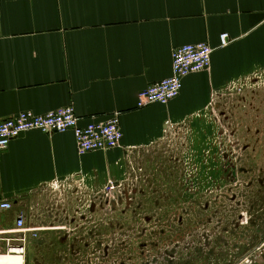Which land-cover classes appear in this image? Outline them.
Here are the masks:
<instances>
[{
  "label": "crops",
  "instance_id": "1",
  "mask_svg": "<svg viewBox=\"0 0 264 264\" xmlns=\"http://www.w3.org/2000/svg\"><path fill=\"white\" fill-rule=\"evenodd\" d=\"M224 33L229 43L221 46ZM197 42L214 48L211 67L188 75L168 104L138 107L140 91L171 75L175 49ZM261 71L264 0H0V120L73 105L81 125L120 112L123 132L119 146L83 155L73 131L13 139L0 152V200L13 203L0 211V254L19 243L20 214L34 231L28 264L29 254L75 231L78 222L57 216L58 208H78L57 204L62 193L92 199L106 197L109 182L127 185L164 129L202 148L216 132L212 105Z\"/></svg>",
  "mask_w": 264,
  "mask_h": 264
},
{
  "label": "rangeland",
  "instance_id": "2",
  "mask_svg": "<svg viewBox=\"0 0 264 264\" xmlns=\"http://www.w3.org/2000/svg\"><path fill=\"white\" fill-rule=\"evenodd\" d=\"M245 83L212 105L216 132L202 148L166 128L114 194L62 193L57 204L78 208L57 216L76 230L29 264H264V71Z\"/></svg>",
  "mask_w": 264,
  "mask_h": 264
},
{
  "label": "built area",
  "instance_id": "3",
  "mask_svg": "<svg viewBox=\"0 0 264 264\" xmlns=\"http://www.w3.org/2000/svg\"><path fill=\"white\" fill-rule=\"evenodd\" d=\"M228 43L229 35L222 34L221 46H226ZM213 51L214 48L207 42L184 44L175 49L171 75L140 91L138 107L153 103L168 104L178 97L183 89V81L188 75L208 70L211 67ZM32 130L45 133L73 131L78 153L81 155L90 151L115 148L121 144L123 139L120 112L114 113L107 121H91L86 125H81L75 107L69 105L45 114L23 111L13 117L0 120V152L5 150L10 142L20 134ZM118 187L115 182H109L106 192L108 195L114 194ZM12 207L13 203L10 200H0V211L10 210ZM16 228L22 233L18 239L19 243L9 242L7 251L3 254L18 255L24 258L30 241L28 233L34 231L28 227L23 214L17 217ZM36 236L35 233L34 237Z\"/></svg>",
  "mask_w": 264,
  "mask_h": 264
},
{
  "label": "bare ground",
  "instance_id": "4",
  "mask_svg": "<svg viewBox=\"0 0 264 264\" xmlns=\"http://www.w3.org/2000/svg\"><path fill=\"white\" fill-rule=\"evenodd\" d=\"M23 257L18 255L0 254V264H24Z\"/></svg>",
  "mask_w": 264,
  "mask_h": 264
},
{
  "label": "flooded vegetation",
  "instance_id": "5",
  "mask_svg": "<svg viewBox=\"0 0 264 264\" xmlns=\"http://www.w3.org/2000/svg\"><path fill=\"white\" fill-rule=\"evenodd\" d=\"M124 197L129 198L128 191H126V193L124 194ZM27 251H28V249H27ZM27 254H28V253H26L25 257L27 256ZM25 264H28V263H27V260H25Z\"/></svg>",
  "mask_w": 264,
  "mask_h": 264
}]
</instances>
